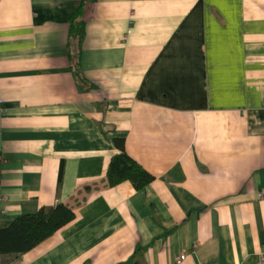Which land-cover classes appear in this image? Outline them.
<instances>
[{"label": "crops", "instance_id": "crops-1", "mask_svg": "<svg viewBox=\"0 0 264 264\" xmlns=\"http://www.w3.org/2000/svg\"><path fill=\"white\" fill-rule=\"evenodd\" d=\"M0 100V221L75 211L21 264H264V0H0Z\"/></svg>", "mask_w": 264, "mask_h": 264}, {"label": "trees", "instance_id": "trees-1", "mask_svg": "<svg viewBox=\"0 0 264 264\" xmlns=\"http://www.w3.org/2000/svg\"><path fill=\"white\" fill-rule=\"evenodd\" d=\"M79 9L70 18V33L74 39L81 37L84 32V21ZM72 42L79 43L75 40ZM70 52L71 57L77 58L79 47L74 45ZM115 144L120 151L112 155L109 161L105 184L113 186L127 180L132 182L135 188L144 190L154 175L125 150L123 138H115ZM74 215L72 204L58 202L41 206L34 212L19 214L11 220L0 221V264H13V261L20 259L34 242L53 234ZM131 264H143V261L136 260Z\"/></svg>", "mask_w": 264, "mask_h": 264}, {"label": "built area", "instance_id": "built-area-1", "mask_svg": "<svg viewBox=\"0 0 264 264\" xmlns=\"http://www.w3.org/2000/svg\"><path fill=\"white\" fill-rule=\"evenodd\" d=\"M3 113V106H2V103H1V100H0V115ZM186 257V251L183 250L181 251L179 254H177L174 259H175V263L176 264H180L183 259ZM20 260L19 259H15L13 261V264H19Z\"/></svg>", "mask_w": 264, "mask_h": 264}, {"label": "rangeland", "instance_id": "rangeland-1", "mask_svg": "<svg viewBox=\"0 0 264 264\" xmlns=\"http://www.w3.org/2000/svg\"><path fill=\"white\" fill-rule=\"evenodd\" d=\"M20 260V259H19ZM19 264H21V262H19Z\"/></svg>", "mask_w": 264, "mask_h": 264}]
</instances>
